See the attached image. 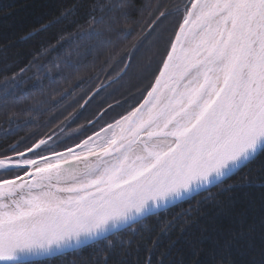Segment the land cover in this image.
I'll return each mask as SVG.
<instances>
[{
	"label": "snow or ice",
	"instance_id": "snow-or-ice-1",
	"mask_svg": "<svg viewBox=\"0 0 264 264\" xmlns=\"http://www.w3.org/2000/svg\"><path fill=\"white\" fill-rule=\"evenodd\" d=\"M37 11L22 39L64 27L0 68V264H264V0Z\"/></svg>",
	"mask_w": 264,
	"mask_h": 264
},
{
	"label": "trees",
	"instance_id": "trees-1",
	"mask_svg": "<svg viewBox=\"0 0 264 264\" xmlns=\"http://www.w3.org/2000/svg\"><path fill=\"white\" fill-rule=\"evenodd\" d=\"M40 2L41 0H0V68L7 63L12 70H18V66L23 65L19 64V58L16 53L34 52L40 44L47 43L49 40L55 43L54 38L60 34L61 28L64 27L62 25L52 27L49 31L36 35L32 39H22L23 36L37 27L40 22L41 17L37 11V5ZM48 2L59 4L62 0H48ZM68 30L71 31L72 29L69 27ZM69 47L66 44L62 51H67ZM120 111L122 109L117 108L112 115ZM2 112L3 108L0 105V120L3 119ZM44 118L46 117H41V119ZM180 237L181 233L177 229L173 239H179ZM133 248H135V243H133ZM141 255L146 256L147 253L141 250ZM176 258L179 259V255H176ZM67 259L73 260L77 259V257L69 255ZM130 259L132 261L137 259L135 252H133ZM34 264H60V261L58 259L53 261L45 259L34 261Z\"/></svg>",
	"mask_w": 264,
	"mask_h": 264
},
{
	"label": "water",
	"instance_id": "water-1",
	"mask_svg": "<svg viewBox=\"0 0 264 264\" xmlns=\"http://www.w3.org/2000/svg\"><path fill=\"white\" fill-rule=\"evenodd\" d=\"M46 258H37L35 261L45 260Z\"/></svg>",
	"mask_w": 264,
	"mask_h": 264
},
{
	"label": "rangeland",
	"instance_id": "rangeland-1",
	"mask_svg": "<svg viewBox=\"0 0 264 264\" xmlns=\"http://www.w3.org/2000/svg\"><path fill=\"white\" fill-rule=\"evenodd\" d=\"M115 115V114H114Z\"/></svg>",
	"mask_w": 264,
	"mask_h": 264
}]
</instances>
